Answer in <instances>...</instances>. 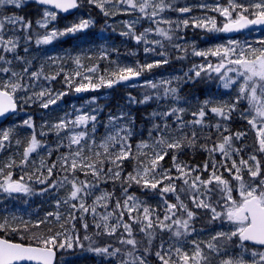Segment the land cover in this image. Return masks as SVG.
Masks as SVG:
<instances>
[{
    "label": "snow or ice",
    "instance_id": "obj_1",
    "mask_svg": "<svg viewBox=\"0 0 264 264\" xmlns=\"http://www.w3.org/2000/svg\"><path fill=\"white\" fill-rule=\"evenodd\" d=\"M0 264H264V0H0Z\"/></svg>",
    "mask_w": 264,
    "mask_h": 264
},
{
    "label": "rangeland",
    "instance_id": "obj_2",
    "mask_svg": "<svg viewBox=\"0 0 264 264\" xmlns=\"http://www.w3.org/2000/svg\"><path fill=\"white\" fill-rule=\"evenodd\" d=\"M123 50V49H122Z\"/></svg>",
    "mask_w": 264,
    "mask_h": 264
}]
</instances>
